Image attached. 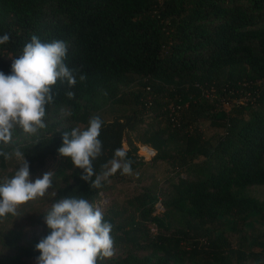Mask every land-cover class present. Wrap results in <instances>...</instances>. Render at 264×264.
I'll return each instance as SVG.
<instances>
[{
  "label": "trees",
  "instance_id": "1",
  "mask_svg": "<svg viewBox=\"0 0 264 264\" xmlns=\"http://www.w3.org/2000/svg\"><path fill=\"white\" fill-rule=\"evenodd\" d=\"M5 33V75L32 35L67 44L64 63L78 70L77 82L52 86L46 128L63 109L88 123L107 103L134 104L158 118L143 143L155 149L151 164L163 160L171 169L161 182L142 181L148 162L130 140L123 147L132 123L120 119L102 123L101 154L88 181L58 152L73 125L54 133L45 128L30 142H0L7 154L17 146L30 173L47 155L61 156L55 201L83 198L96 207L100 192L110 194L99 209L112 225L113 254L97 264H264V200L245 192L264 184V0H0ZM136 76L144 92L122 91ZM164 96L169 100L161 103ZM200 120L216 131L205 135ZM23 133L16 127L12 137ZM117 149L131 161V173L104 177ZM97 176L100 187L93 186ZM115 184L127 185L123 197L113 194ZM157 203L162 211L155 212ZM41 225V234L29 239L21 227L0 226V264H37L36 245L50 234L45 220Z\"/></svg>",
  "mask_w": 264,
  "mask_h": 264
},
{
  "label": "clouds",
  "instance_id": "2",
  "mask_svg": "<svg viewBox=\"0 0 264 264\" xmlns=\"http://www.w3.org/2000/svg\"><path fill=\"white\" fill-rule=\"evenodd\" d=\"M10 40L7 33L0 35V44ZM67 44L61 40L42 42L32 35L22 54L12 59L11 72H0V142L8 143L14 128L19 127L24 133L33 134L45 127V106L52 102L51 88L57 80L67 82L69 87L77 82V69H70L64 60ZM79 79L83 81L84 75ZM71 98L74 93H66ZM102 121L99 116H92L84 130L74 128L63 133L62 145L58 152L70 158L72 164L83 169L81 179L88 181L94 175L92 160L101 154L100 135ZM9 158V154L0 152ZM15 157L22 160L20 167L11 178L0 182V217L9 214L15 216L18 206L43 197L52 186V172H46L34 182L29 179V165L19 150ZM126 153L117 149L106 177L117 170L124 174L131 173V161L125 159ZM101 176L93 181V186L100 187ZM44 220L50 234L36 245L40 253L37 264H97L98 260L113 254V238L110 235L112 225L104 221V214L83 198L65 197L51 204Z\"/></svg>",
  "mask_w": 264,
  "mask_h": 264
},
{
  "label": "rangeland",
  "instance_id": "3",
  "mask_svg": "<svg viewBox=\"0 0 264 264\" xmlns=\"http://www.w3.org/2000/svg\"><path fill=\"white\" fill-rule=\"evenodd\" d=\"M142 82L143 80H140V77L136 76V78L129 85L122 86V91L129 92L141 90L144 92ZM147 88L148 87H146V91H149ZM159 94H165V92H159ZM147 96H149V94H147ZM166 100H169L168 96H164L160 101L162 103ZM167 105H171V100L167 103ZM135 106L136 105L134 104L107 103L102 105V107L97 110V116H99L102 123L111 122L114 119L130 122V125L132 123L131 128H124L122 138L123 147L127 148L128 140H130L133 145L137 146V153L143 157L144 161L148 162V164L145 163L141 167V176L144 183L154 181L161 182L162 178L167 175L171 169L167 167L163 160H155L151 164V159L155 155V149L150 145L143 143L144 141L148 140L147 137H150L152 131L155 129V127H157L158 118L155 116L154 112L150 113L148 111H141L139 108L135 110ZM163 107L162 110L164 109ZM180 112L181 110L177 111L176 113L180 114ZM133 115L135 117L134 119L132 118ZM127 117H130L131 120L129 121L128 119L127 121ZM138 117L141 118V120H139ZM49 122V124L52 126L40 128L33 134L23 133L19 136H13L9 143H13L14 141L17 143L26 141L30 142L35 135L45 133L46 130L49 131V133H54L58 129L68 125H73V129L79 128L84 130L88 125L87 122H83L81 120L74 121L69 119L65 109L61 111L60 115L51 118ZM199 125L205 135H210L216 131V129L210 126L206 120H200ZM144 146H148L150 150H147ZM172 149L173 148L171 144L166 147V151H172ZM16 150H18L16 145H13L12 148L9 149V158H6V167L4 169H0V182H3L5 178H11L14 175L15 170L20 167L22 160L15 157L14 152ZM61 163V156L47 155L45 158V163L40 170L34 173L29 172V179L33 182L37 178H41L46 172H52V186L47 190L43 197H37L18 206L17 214L15 216L9 214L5 217H0V226L2 228L21 227L23 229L25 239H29L33 236L41 234L43 229L41 221L44 220L41 213L48 211L51 207V204L56 202L53 199L57 187V180H55V176L61 167ZM115 187L116 188L113 190L116 191H113V194L123 197L124 192H122V190L125 191L127 189V185L115 184ZM245 192L257 197L260 200H264V184L249 186L245 189ZM100 194L102 195V198L96 205L98 208L99 204L104 205L110 196V194L109 196H103V192H100ZM156 207L157 208L155 212L163 210L162 205L159 203L156 204ZM37 220L40 222H37ZM32 261H35V259H32Z\"/></svg>",
  "mask_w": 264,
  "mask_h": 264
}]
</instances>
